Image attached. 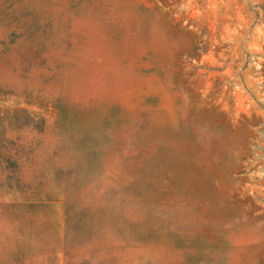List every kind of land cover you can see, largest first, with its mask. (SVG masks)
Returning <instances> with one entry per match:
<instances>
[{"label": "rangeland", "instance_id": "rangeland-1", "mask_svg": "<svg viewBox=\"0 0 264 264\" xmlns=\"http://www.w3.org/2000/svg\"><path fill=\"white\" fill-rule=\"evenodd\" d=\"M0 264H264V0H0Z\"/></svg>", "mask_w": 264, "mask_h": 264}]
</instances>
